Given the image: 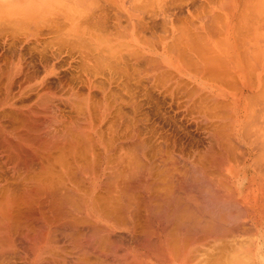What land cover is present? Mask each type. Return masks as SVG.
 <instances>
[{
  "label": "bare ground",
  "instance_id": "bare-ground-1",
  "mask_svg": "<svg viewBox=\"0 0 264 264\" xmlns=\"http://www.w3.org/2000/svg\"><path fill=\"white\" fill-rule=\"evenodd\" d=\"M70 1L0 0V264H264V0Z\"/></svg>",
  "mask_w": 264,
  "mask_h": 264
},
{
  "label": "rangeland",
  "instance_id": "rangeland-1",
  "mask_svg": "<svg viewBox=\"0 0 264 264\" xmlns=\"http://www.w3.org/2000/svg\"><path fill=\"white\" fill-rule=\"evenodd\" d=\"M54 1H56L57 3H54V4H51V5H49V9H51L52 10V13L51 14H49V15H47V16H45L44 14H47V13H42V12H40V7H42V6H34L31 10L33 11V12H40L39 14H41L39 17H38V20H40V22H36V21H33V24H34V28H39L40 30H41V32L43 33L42 35L43 36H46V37H50L49 38V40H52V38H54V34L56 35V33H57V31L59 30V29H61L62 31H66L67 30V28L68 27H70V26H74V24L76 23V22H78V23H76L75 24V26H78V27H81V28H85V29H87L88 31L90 30V31H94L95 30V22L93 23L90 19H85V18H83L84 16H82V17H79V20L78 21H75V20H70V18L68 17V14H77V13H73L72 11H73V7L71 6V5H74V2H71L70 1V3L71 4H69V6H68V8H67V10H66V4H65V2H67V0H54ZM60 1L62 2L61 3V5H59L60 4ZM92 2L93 0H89V2ZM101 1V0H100ZM103 2H102V4H105L106 6V13H107V17H106V27H111L110 28V30L111 29H113L114 28V25H112L113 24V22H112V18H113V20H115L114 18V11H117V10H115V6H112L111 5V3L108 1L107 3H105L104 1L105 0H102ZM169 1V0H168ZM173 0H170L169 2H172ZM176 1H178V0H176ZM176 1H173V2H176ZM205 0H184V2L185 3H183V1L181 0L180 1V4H181V6L179 5V4H177V5H173V3L170 5V3L169 2H167V4H165V5H170V6H173L174 7V9L173 8H171V10L173 9L174 11H175V13H174V16H176L177 17V15L179 14V16H185L186 14H188V12H189V10H191L193 7L195 8V6L197 5V6H199V4L201 3V7H202V5H204L203 4V2H204ZM88 2V3H89ZM187 2V3H186ZM207 2V1H206ZM21 3V1L18 3V4H20ZM101 3V2H100ZM179 3V2H178ZM206 4H208L209 5V3H205V7H206ZM27 4H25V5H22V6H26ZM164 5V6H165ZM207 5V6H208ZM152 6V5H151ZM150 6V7H151ZM26 7H30L31 8V5H29V6H26ZM149 6L147 7V10H148V8H149V10H148V12L149 11H151L152 9H153V11H154V7H151L150 8ZM161 7V6H160ZM160 7H157L158 8V10H159V8ZM163 7V6H162ZM200 7V8H201ZM101 8V7H100ZM103 8V7H102ZM156 8V7H155ZM156 8V9H157ZM165 8H167L168 9V6H166ZM193 8V9H194ZM199 8V7H198ZM98 9H99V6H98ZM97 9V10H98ZM167 9H162V12L160 13V11H154V13H153V15L155 14V13H158L159 14V16H160V14H161V16L160 17H157L156 18V16L154 17L153 16V20L151 19H149V21L152 23V25L154 24V22H156V26H155V28L157 27V28H162L164 25L162 24L164 21H162V20H164L165 18L164 17H166V16H169L168 14H169V12L170 13H173V12H171V11H167L168 12V14H166V12H164V11H166ZM189 9V10H188ZM192 9V10H193ZM1 10V9H0ZM3 10V9H2ZM7 11H9L10 9H6ZM6 10H3L4 12H7ZM147 10H146V13H148L147 12ZM195 10V9H194ZM1 12L0 11V14H2V15H4L3 13L4 12ZM97 12H101V10L100 11H97ZM96 12V13H97ZM152 14V12H149L148 14ZM177 13V15H175ZM6 14V13H5ZM7 14H12V13H7ZM70 14V15H71ZM97 14H101V13H97ZM150 14V16L152 17V15ZM1 15V16H2ZM146 15V14H145ZM156 15V14H155ZM147 16H149V15H147ZM150 16L148 17V18H150ZM158 16V15H157ZM162 16H164V17H162ZM178 16V17H179ZM187 16V15H186ZM72 17V16H71ZM0 18H5L4 16L3 17H0ZM147 18V19H148ZM155 18V19H154ZM157 19V20H156ZM156 20V21H155ZM152 21H154V22H152ZM162 21V22H161ZM159 23V25H157L158 23ZM166 22V21H165ZM115 23V22H114ZM3 24V23H2ZM160 24H162L163 26H160ZM106 31H109V29L107 28V29H105ZM157 30V29H156ZM160 31H161V29H159ZM60 31V30H59ZM47 34V35H44L45 33ZM56 32V33H55ZM65 36L67 35L66 33L64 34ZM57 36V35H56ZM18 37V36H17ZM59 37V36H58ZM57 37V38H58ZM11 39H12V37H10ZM14 39L16 38V36L15 37H13ZM56 38V39H57ZM61 40H66L65 38H63L62 36H61ZM5 40V38H0V41L2 40V41H4ZM16 39H19V37L18 38H16ZM48 39V38H47ZM60 39V38H59ZM60 40V41H61ZM9 41H10V39H9ZM52 41L54 42V43H52ZM52 41H50V44H46V45H43L44 43H40L41 44V46L43 45V47L45 48L44 50L42 49V47H41V49H40V51H42L43 53H45V51H47L48 50V47H50L51 46V48H49L50 50H52V51H54V54L55 55H57V53H55L56 51L55 50H59V51H63V53H62V51L60 52L61 53V55H63L61 58H63V59H61L60 58V60L59 61H61L62 62V60L64 61V59H65V61H66V59L67 58H70V51H71V49L70 48H68L66 45L65 46H60L61 45V43L59 42V40L57 39V40H55V39H53ZM31 42H33V41H31ZM3 42H0V54H4L2 51V49H4V52L5 53H7L8 51H6L7 49H5L6 47H3L4 45L2 44ZM62 43H63V41H62ZM29 44V43H28ZM28 44L26 45V46H28ZM34 44V43H33ZM54 46H53V45ZM60 44V45H59ZM2 45V46H1ZM49 45V46H48ZM32 46V43L30 44V46H28L27 48H28V50H26L27 51V53H32V52H34V53H32L33 55H31L30 57H29V59H30V61L32 62V64H33V66L34 67H36V69L37 68H40V69H37V70H41V72H42V70H43V68H41V66H42V62L44 61V59H46V58H48V60L50 59V58H52L53 56L52 55H54V54H52L51 55V57L49 58V53L48 52H46L47 54H48V57L45 55V54H43L44 56H46V58L42 55V53H40V51L38 50L39 48H40V45H38L39 46V48H37L38 46L37 45H34L35 47H36V50L35 49H33V48H35V47H33V48H30L31 50H29V47H31ZM2 47V48H1ZM52 47H53V49H55V50H53L52 49ZM56 47H57V49H56ZM26 48V47H25ZM26 48V49H27ZM47 49V50H46ZM68 49V50H67ZM33 50H35V51H37L38 50V54H37V52H35V51H33ZM70 50V51H69ZM12 51V50H11ZM28 51H31V52H28ZM79 50L78 49H75V50H72L71 51V53L72 52H74V53H76V55H78V52ZM51 52V51H50ZM9 53H10V51H9ZM36 53V54H35ZM51 53H53V52H51ZM50 53V54H51ZM59 53V52H58ZM29 54V55H30ZM40 54L42 55V56H40ZM28 56V55H27ZM32 56H34L33 57V59H35L34 61H35V63H36V57L37 56H39L40 58L39 59H37V61L38 60H42V61H39V63L37 62L36 63V65H34L35 63L33 62V60H31V58H32ZM36 56V57H35ZM42 57V58H41ZM43 57H44V59H43ZM64 61V62H65ZM61 65H59V68H58V70L57 71H59L58 73H57V75L54 77V74H53V76H52V78H51V76H50V80L52 79V82L53 83H56V84H58V83H60L59 82V80H62V83H65V85H66V83L68 84V82H70V83H72L73 84V82L75 83V84H77V86L79 85V89L80 90H82V91H86L87 89H86V86H84V84L81 82V79L82 78H84L83 77V75H81V74H83V73H81L80 71V69L78 70V68H74V70L72 69V68H70V69H68V66H66L67 64H64V63H60ZM64 65V67H63V65ZM66 66V67H65ZM68 69V70H67ZM58 74H59V76H58ZM53 77L55 78V79H53ZM58 77V78H57ZM57 78V79H56ZM84 80V79H83ZM72 81V82H71ZM98 93V95L100 94V91H98L97 92ZM141 100H142V102H143V104H170L169 103V100L168 99H165L164 97H162V95L161 94H158V93H155V98L154 99H152V100H148L146 97H143L142 96V98H141Z\"/></svg>",
  "mask_w": 264,
  "mask_h": 264
}]
</instances>
